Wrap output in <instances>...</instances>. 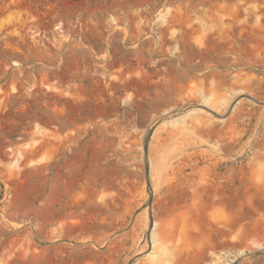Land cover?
I'll return each instance as SVG.
<instances>
[{
  "label": "rangeland",
  "instance_id": "1",
  "mask_svg": "<svg viewBox=\"0 0 264 264\" xmlns=\"http://www.w3.org/2000/svg\"><path fill=\"white\" fill-rule=\"evenodd\" d=\"M0 264H264V0H0Z\"/></svg>",
  "mask_w": 264,
  "mask_h": 264
},
{
  "label": "bare ground",
  "instance_id": "2",
  "mask_svg": "<svg viewBox=\"0 0 264 264\" xmlns=\"http://www.w3.org/2000/svg\"><path fill=\"white\" fill-rule=\"evenodd\" d=\"M156 233H157V234H155V236H154V238H153V240H154V243H155V244H156V243H157V241H158V240L156 239V236L161 234L160 232H159L160 234H158V232H157V231H156ZM165 234H166V233H165ZM162 253H163V252H162ZM164 255H165V254H164ZM171 263H172V262H171Z\"/></svg>",
  "mask_w": 264,
  "mask_h": 264
}]
</instances>
